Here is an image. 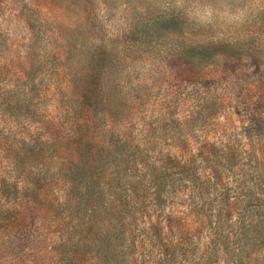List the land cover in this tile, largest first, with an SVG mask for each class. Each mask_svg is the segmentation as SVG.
I'll list each match as a JSON object with an SVG mask.
<instances>
[{
    "label": "rangeland",
    "instance_id": "obj_1",
    "mask_svg": "<svg viewBox=\"0 0 264 264\" xmlns=\"http://www.w3.org/2000/svg\"><path fill=\"white\" fill-rule=\"evenodd\" d=\"M251 130H264V0H0V264H59L33 256L28 214L63 219L68 134L91 140L108 182L120 163L245 150Z\"/></svg>",
    "mask_w": 264,
    "mask_h": 264
},
{
    "label": "trees",
    "instance_id": "obj_2",
    "mask_svg": "<svg viewBox=\"0 0 264 264\" xmlns=\"http://www.w3.org/2000/svg\"><path fill=\"white\" fill-rule=\"evenodd\" d=\"M250 134L245 150L208 149L170 167L116 164L108 182L83 147H94L91 140L68 134L62 169L75 195L64 199L61 222L35 207L28 214L42 237L31 234L33 256L59 253V264H264V130ZM113 142L107 152L118 157Z\"/></svg>",
    "mask_w": 264,
    "mask_h": 264
}]
</instances>
